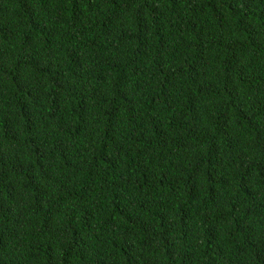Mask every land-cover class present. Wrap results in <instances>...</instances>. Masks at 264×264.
Masks as SVG:
<instances>
[{"label":"trees","instance_id":"trees-1","mask_svg":"<svg viewBox=\"0 0 264 264\" xmlns=\"http://www.w3.org/2000/svg\"><path fill=\"white\" fill-rule=\"evenodd\" d=\"M0 264H264V0H0Z\"/></svg>","mask_w":264,"mask_h":264}]
</instances>
